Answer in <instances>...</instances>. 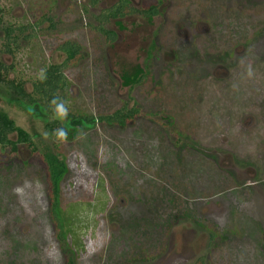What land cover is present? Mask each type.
<instances>
[{"label":"rangeland","instance_id":"rangeland-1","mask_svg":"<svg viewBox=\"0 0 264 264\" xmlns=\"http://www.w3.org/2000/svg\"><path fill=\"white\" fill-rule=\"evenodd\" d=\"M120 1L0 0L5 26L22 34L10 55L0 24L8 80L33 93L73 42L68 115L140 110L127 129L97 120L61 141L52 133L64 119L0 83V112L40 153L0 146V264H64L44 199L49 153L69 169L61 206L74 264H264V0H164L153 19L97 20Z\"/></svg>","mask_w":264,"mask_h":264},{"label":"trees","instance_id":"trees-1","mask_svg":"<svg viewBox=\"0 0 264 264\" xmlns=\"http://www.w3.org/2000/svg\"><path fill=\"white\" fill-rule=\"evenodd\" d=\"M98 0H91L93 5L97 4ZM164 0H159L156 4L151 5L144 9L130 8V0H121L119 4L114 7L105 10L102 15L97 19L99 22L108 21L111 19L119 20L130 15H138L145 19H153L160 14V10ZM0 20L3 26V32L5 34L6 44L5 48L7 53L14 55V51L19 48V40L21 37V29L16 28L11 24L5 26L3 22V9L0 8ZM25 30V29H24ZM99 31L107 38L108 42H114L117 38V34L113 31H106L103 28H99ZM19 35H18V33ZM156 46L154 42L152 49ZM58 51L67 55L66 60L61 65H49L42 72L40 78L33 84V93H27L25 89V83L22 81L8 80L9 71L14 69L13 66H6L0 61V83L8 88L9 91L21 102L28 103L32 106H39L44 112L54 113V105H50L49 101L53 97H57L63 100L61 93L66 86L65 69H67L72 63L77 62L82 48L77 43L66 42L58 47ZM151 54L149 55V57ZM43 77V79H41ZM144 78L140 79L138 84L143 82ZM34 109V108H33ZM140 114V110L134 107L132 110L127 111L124 107L121 111L114 113L113 115L105 118L96 119L88 115H68L64 118L66 121L67 130L76 131V133L82 130H92L96 124V121L106 122L107 124L114 125L116 127L128 128L129 122H133L137 115ZM166 121H172L167 117ZM49 127V125H48ZM16 134L17 141L12 142L9 140V136ZM18 145H24L34 155H40L36 144L32 141L31 136L24 129L16 126L15 122L9 118V116L3 112H0V146L10 148L13 154L18 151ZM58 155L49 153L44 157L46 163V181L47 186L44 190V199L46 201L47 214L49 217L50 226L55 232L53 241L59 247L62 252V256L65 261L64 264H74L77 262L78 253L74 248L73 238L70 236L72 233L71 217L67 215L62 209V185L68 176L69 169L64 160H58ZM15 158V157H14ZM15 163L18 160L15 158ZM18 165H26L20 163ZM151 204V202H150ZM152 207V206H151ZM152 210V209H151ZM63 259V260H64Z\"/></svg>","mask_w":264,"mask_h":264},{"label":"clouds","instance_id":"clouds-1","mask_svg":"<svg viewBox=\"0 0 264 264\" xmlns=\"http://www.w3.org/2000/svg\"><path fill=\"white\" fill-rule=\"evenodd\" d=\"M41 79H43V77H41ZM50 105H54V113L56 115V118L58 119H64L67 117L68 114V109L65 107V103L62 99H59L57 97H53L50 101H49ZM57 139L63 141L67 139V131L64 128H58L55 129L52 133ZM48 133H45V136H47Z\"/></svg>","mask_w":264,"mask_h":264}]
</instances>
